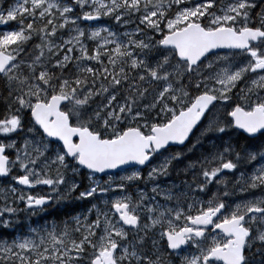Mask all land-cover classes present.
Wrapping results in <instances>:
<instances>
[{
    "label": "snow or ice",
    "instance_id": "1",
    "mask_svg": "<svg viewBox=\"0 0 264 264\" xmlns=\"http://www.w3.org/2000/svg\"><path fill=\"white\" fill-rule=\"evenodd\" d=\"M0 264H264V0H0Z\"/></svg>",
    "mask_w": 264,
    "mask_h": 264
}]
</instances>
